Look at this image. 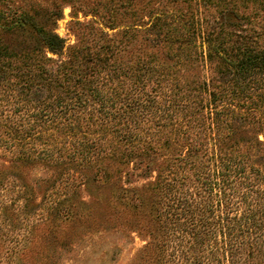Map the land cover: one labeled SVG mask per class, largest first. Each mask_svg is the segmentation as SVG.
<instances>
[{
	"label": "rangeland",
	"instance_id": "rangeland-1",
	"mask_svg": "<svg viewBox=\"0 0 264 264\" xmlns=\"http://www.w3.org/2000/svg\"><path fill=\"white\" fill-rule=\"evenodd\" d=\"M0 14V45L17 69L29 71L47 57L55 60L45 65L52 79L100 69L117 73L125 92L139 78L154 85L156 78H172L188 89L225 78L217 60L206 58L209 46L193 34L200 27L229 54L264 48V0H0ZM39 28L62 40L57 54L47 51ZM7 100L0 101L2 116L27 115L14 114L15 103L12 109ZM243 127L241 137L264 140L263 125ZM50 134L54 157L48 162L19 160L13 152L19 147L0 146V264L167 260L177 240L158 180L180 150L159 146L141 155L101 139L91 161L64 163L66 134ZM38 141L31 147L41 150L46 139ZM262 243L254 246L264 249ZM247 253L239 264H264V253Z\"/></svg>",
	"mask_w": 264,
	"mask_h": 264
},
{
	"label": "trees",
	"instance_id": "trees-1",
	"mask_svg": "<svg viewBox=\"0 0 264 264\" xmlns=\"http://www.w3.org/2000/svg\"><path fill=\"white\" fill-rule=\"evenodd\" d=\"M37 33L48 52L60 51L56 34ZM193 34L209 46L206 58L217 60L225 78L192 89L172 78H156L155 85L139 78L125 92L117 73L100 69L52 79L45 65L55 60L43 56L23 72L0 45V101L9 98L14 114H27L15 120L0 110V146L19 147L13 151L19 160L48 162L55 130L66 134L64 163L91 161L101 139L141 155L159 146L180 150L158 180L177 240L162 264H239L243 253H264L254 246L264 241V231L255 236L264 228V140L241 137L245 125L264 128V48L229 54L201 27ZM39 139L46 141L36 150L31 146Z\"/></svg>",
	"mask_w": 264,
	"mask_h": 264
}]
</instances>
